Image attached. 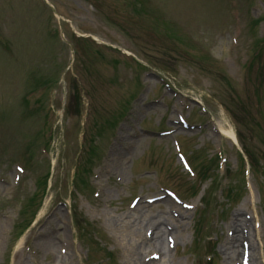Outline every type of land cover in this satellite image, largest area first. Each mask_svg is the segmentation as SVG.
<instances>
[{"label": "rangeland", "instance_id": "1", "mask_svg": "<svg viewBox=\"0 0 264 264\" xmlns=\"http://www.w3.org/2000/svg\"><path fill=\"white\" fill-rule=\"evenodd\" d=\"M263 35L264 0H0V264H137L123 222L161 185L179 203L152 213L185 215L149 264H231L236 210L260 224L264 264Z\"/></svg>", "mask_w": 264, "mask_h": 264}, {"label": "bare ground", "instance_id": "2", "mask_svg": "<svg viewBox=\"0 0 264 264\" xmlns=\"http://www.w3.org/2000/svg\"><path fill=\"white\" fill-rule=\"evenodd\" d=\"M225 136H231L233 137L232 133L228 131H224L223 133ZM163 202L169 207L173 208L174 204L170 199H164ZM139 206L136 208H133L129 214H127L125 222H123L124 230L126 232H129L131 234V240L129 243V248L132 254L135 253L137 256V264H149L148 259L145 257L142 259L143 251L147 248L148 250H153V253L156 254L159 257L162 255H166L164 243L166 241H169L171 243H174V240L172 239L173 232H176L180 229L179 225H176L175 223L179 224L178 219H176L178 216L179 218L183 217L185 212H182L178 209L174 211H169L167 216L161 215H155L152 213L151 208H154L158 204L152 203L151 205L144 204V199L141 197V200L138 201ZM143 204V205H142ZM145 209L146 211H143ZM160 213V212H158ZM163 214V215H165ZM177 216V217H176ZM240 216L239 210H236L233 219L231 220L230 225L228 226L231 230L230 232L233 233L232 237H229V239L222 244V253L225 256L224 258L228 262H232L231 264H234L233 261L237 260L241 257L240 252H238L237 244L238 240L240 238H245L244 242H247V239L249 240L250 244L249 247L251 249V252L255 251V246L253 244V238L251 234L249 233L250 223L248 220L238 218ZM181 224V223H180ZM145 229V232L150 230L148 233V238L145 236H142L140 229ZM166 240V241H165ZM168 244V243H167ZM166 245V243H165ZM170 245V244H168ZM53 246L49 247V251L47 253H51ZM175 251V248H174ZM52 258L53 261L62 263L63 258L61 255L52 252ZM244 255V254H243ZM240 256V257H239ZM253 259L251 258L250 264H252ZM254 262V261H253ZM150 264H153L151 262ZM235 264H238V262H235Z\"/></svg>", "mask_w": 264, "mask_h": 264}]
</instances>
